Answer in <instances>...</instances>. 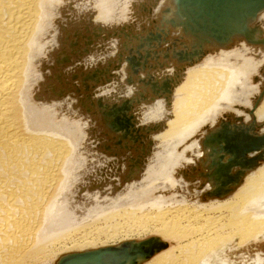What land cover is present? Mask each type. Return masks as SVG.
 Wrapping results in <instances>:
<instances>
[{"label": "bare ground", "instance_id": "bare-ground-1", "mask_svg": "<svg viewBox=\"0 0 264 264\" xmlns=\"http://www.w3.org/2000/svg\"><path fill=\"white\" fill-rule=\"evenodd\" d=\"M85 1L0 0V264L74 262L63 256L120 245L147 233L159 240L130 244L139 255L124 264H235L232 253L225 254L236 240L239 244L264 238V139L255 148L244 144L253 134L264 137V84L250 109L236 107L245 113L235 110L223 114L227 119L220 118L234 103L250 106L248 96L257 87L246 80L250 71L264 63V45L244 35L230 36L222 43L209 35L192 34L184 28L181 7L174 0H133L138 18L107 30L110 20L122 18L129 0ZM92 2L96 14L89 10ZM81 23L96 27L82 36L90 38L87 55L75 54L81 57L70 58L71 66L61 68L71 79L67 84L74 85L77 94L82 90L91 95L114 93L115 83L104 86L111 80L122 92L133 91L127 104L106 108V117H113L106 123L98 97L101 104L110 105L129 94L93 99L85 94V101H92L91 109L86 108L91 117L72 102L76 95L68 92L74 88L43 96L46 83L56 86L57 26ZM256 23L263 33L259 38H264V9L258 12ZM98 26L101 32L96 34ZM156 31L160 39L153 34ZM99 38L113 40L114 55L108 56L101 69H85L104 56L92 53L91 45ZM244 41L261 61L245 56L248 45ZM237 42L241 45L229 50ZM110 48L108 52L102 46L105 53L112 52ZM217 50L218 57L210 54ZM57 63L59 68L66 64L58 59ZM143 63L153 77L168 75L162 85L151 76L139 80L149 84L152 92L136 83L147 73ZM94 70L101 71L98 80L93 79ZM75 80L81 88L71 82ZM184 89L187 95L181 97L178 94ZM136 91L140 96L133 95ZM78 101L84 107L81 97ZM142 104L154 108L150 116L158 122L137 124L134 113ZM96 118L104 136L115 135L112 142L110 138L109 143L100 142L102 135L92 123ZM90 123L100 142L96 161L94 156L91 163L84 157L93 151L92 142L84 144L90 137ZM153 134H158L155 140L161 150L152 147ZM118 135L130 136L122 139L120 150L112 147ZM179 166L183 168L175 179L173 173ZM160 242L166 246L162 248ZM61 250L69 251L57 256ZM146 250L152 253L140 254Z\"/></svg>", "mask_w": 264, "mask_h": 264}, {"label": "rangeland", "instance_id": "rangeland-1", "mask_svg": "<svg viewBox=\"0 0 264 264\" xmlns=\"http://www.w3.org/2000/svg\"><path fill=\"white\" fill-rule=\"evenodd\" d=\"M89 1L90 0H86L85 2L86 3H89ZM73 2L74 3H76V4H78L79 2L81 3L82 2V0H73ZM83 2H84V0H83ZM134 2L135 1H133V0H129V2H128V4L125 6V7H128V9L127 8H125V9H122V13H123V10H124V13H123V15H122V18L120 19V20H117V18L115 19V20H110V23L109 24H111L112 23V25L109 27H107V30L108 29H110L111 27H113V26H118V25H121V24H124V25H126V24H130L131 22H133L134 20H136V17H137V13H136V10H135V7L133 6V4H134ZM130 3V4H129ZM93 2L90 4V12H92L93 14L95 13H97L98 11L97 10H95V9H97V8H95L94 7V5L95 4H93ZM109 4V3H108ZM92 7H93V10H94V12L92 11ZM127 9V10H126ZM133 9V10H132ZM79 10H81V9H78V11ZM126 10V11H125ZM135 10V11H134ZM134 14V15H133ZM75 15V14H74ZM138 18V17H137ZM112 21V22H111ZM118 21V22H117ZM131 21V22H130ZM81 25H83L82 23L80 24V26H75V25H70L69 24V26L70 27H68V24H67V26H66V28H65V25H62V27L60 26V25H58L57 26V28L60 30V34H59V30L57 31V32H55V34H57V44H58V42H59V44L58 45H60V46H58L57 48H59V50H56V53H54L55 55H54V74H53V78H54V80H55V83H56V86L54 87V86H52L50 83H46V85L48 86L47 87V90L46 91H43V96L44 97H46L47 95H50L51 93H55V92H59L58 90H60L61 89V91L64 89V90H66L67 88H74V89H72V90H74V91H70L71 93H69L68 92V94H74V95H76V100L75 99H73V98H71V100H72V102H74L75 104H77V106H79L78 108L82 111V112H84V113H86V114H89V112H86V108H90L91 109V104H90V101L88 102V101H85V97H86V95L85 94H90L91 95V92L90 91H87V92H84L83 93V90L80 92V93H76V91H75V87H74V85H71V84H67V82H66V80L68 81V80H71V79H68V75L69 74H67L68 72H66L64 69H66V68H68V66H71V64H69V62H70V58H71V60L73 61V59L74 60H77V58L78 57H81V56H79V55H75V54H79V53H81V54H84L85 53V55L84 56H86L87 55V50H86V46H87V44H91L90 43V41H89V36L85 39L84 37H82V36H87V34L88 35H90L89 33L92 31L93 32V28L94 27H96V26H92V25H89V26H87V24H84L83 26H81ZM123 25V26H124ZM122 26V27H123ZM64 27V28H63ZM67 27H68V29H67ZM71 27H73V28H71ZM82 27V28H81ZM90 30H89V29ZM100 27L98 26L97 27V31L95 32L96 34L97 33H99V32H101V29H99ZM104 28V27H103ZM66 29H67V31H66ZM106 29V28H105ZM63 30V31H62ZM87 31H89V32H87ZM61 34H63V35H61ZM104 34V33H103ZM62 37V40H60L59 38H61ZM134 39H139V38H134ZM99 41H96L95 42V45L93 44V45H91L94 49H93V52L92 53H96V56H97V54L98 55H102L103 56V54L102 53H104V56H106L105 58H104V56H103V58L101 57V59H98V60H96V61H94V64H92L91 65V67H86L85 69H91V68H94V69H101V68H103L104 66H106V59L108 58V56H113L114 55V53H113V49L115 50V45L112 43L113 42V40L112 39H109V41L108 40H103L102 39V41H104V43L101 41V38H99L98 39ZM61 41H63V43H61ZM77 41H78V43H77ZM82 41V42H81ZM77 43V44H75V45H72L73 43ZM245 42V41H244ZM97 44V45H96ZM101 44H104V45H101ZM238 44V45H237ZM239 45H241V42H237L236 44H233V45H231L230 47H228L229 48V50H233V49H236L237 48V46H239ZM245 45L247 46L248 45V47H250V46H252V45H250V44H247L246 42H245ZM102 46H103V49L105 50V51H108V49L107 48H109V47H111L110 49L112 50V52H110V53H105V52H103L104 50H102ZM82 47V48H81ZM248 47H246V49H247V54L245 55V56H247V58L249 57V58H251V59H253V61H257V60H259V61H261V59H260V56L259 57H257V55H258V53L255 51V50H253V48L252 47H250L251 49H249L248 50ZM64 49V51L67 53V54H61V53H59L60 51H62L61 49ZM131 48H133V47H131ZM131 48H129L128 49V51H130V49ZM228 48H222V50H228ZM109 49V50H110ZM86 50V51H85ZM219 50H217V51H214V52H211L210 54L211 55H214V56H216V57H218L220 54H219V52H218ZM99 52V53H98ZM219 54V55H218ZM63 55V56H62ZM95 55V54H94ZM136 55V54H135ZM127 56H129V53L127 54ZM126 56V57H127ZM57 59L59 60V61H62V62H66V64H64V65H62L60 68H59V65H58V63H57ZM103 59V60H102ZM97 61H99V63L97 62ZM102 61V62H101ZM144 62V61H143ZM68 64V66H66ZM97 64V65H96ZM102 64L104 65V66H102ZM128 64V63H127ZM144 65H145V67H144V70L145 71H147V73H145L142 77H139V78H137V82L136 83H141L143 86H144V88H146V89H149V91H153L152 90V88H151V86L149 85V84H144V83H142V82H140L139 80L140 79H148L149 78V76H151L152 78H154L150 73L148 74V66H147V63H143ZM64 66V67H63ZM129 66V65H128ZM66 67V68H65ZM98 67H101V68H98ZM140 67V68H139ZM138 68H139V70L143 67V66H139ZM156 67V66H155ZM61 68H64V69H61ZM130 68V71L132 72L133 70H131L132 68L131 67H129ZM150 68V67H149ZM154 69V68H153ZM62 70V71H61ZM57 71V72H56ZM152 71V70H151ZM256 71V72H255ZM74 72H76L75 70H74ZM93 72V79L94 80H98V75H97V73H100L101 71H96V70H94V71H92ZM111 72H115L116 73V71H111ZM255 72V73H254ZM115 73H113V74H115ZM133 73V72H132ZM138 73H139V71H138ZM250 74L248 75V73L246 74V75H248L249 77L247 78V82L249 83L250 82V84L251 85H253V86H256L257 87V91H255L254 93H252V94H250V96H248V98L250 99H248L250 102H251V104H250V106H248V105H246L244 102H242V103H240V102H238V103H234L231 107L232 108H228V109H226V110H224L223 111V113H222V115L223 114H229V113H232V114H234V112H235V110H239V111H242V112H244L243 110H240V109H238V108H236L237 106H240V107H243L244 108V110L245 109H250L251 108V106H253V101H254V98L260 93V91H261V89H262V87H263V84H264V63L263 62H260V64H259V66H258V68H257V70L255 69L254 71H253V73H252V71H250L249 72ZM104 74V73H103ZM254 74V75H253ZM67 75V76H66ZM58 76H60L59 77V79L61 80V82H59L58 81V79H57V77ZM101 76V75H100ZM159 76V77H158ZM166 76H168V75H166V74H164L163 76H161L159 73H158V75H157V77H155L154 79L155 80H153V82H157L159 85L161 84L162 85V82H163V80H164V78L166 77ZM96 77V78H95ZM67 78V79H66ZM65 79V80H64ZM111 79V78H110ZM130 79V76H127V78H126V81H127V83H130L131 84V82H129L128 80ZM120 81H123L122 80V77H120ZM149 81V80H148ZM184 81V80H183ZM182 81V82H183ZM71 82H74V84H77V87H80L81 88V85H80V82H79V80H78V82L75 80V81H71ZM108 82H110V83H108V84H106V85H104L105 87H108V85L111 87L112 86V84H114V87H115V89H113L114 90V93L112 92V93H110V94H106V95H94L93 93H92V95H91V97H92V99L93 98H96V97H98V96H110L111 97V95L113 96V94L115 95L116 93H117V95L118 96H120V95H123V94H129V95H127L126 97H129L130 96V94H132L133 93V91L131 90V88H126V90L125 91H123L122 92V89L120 88V86L118 87V88H116V86H118V84L116 83V81H108ZM132 82L134 83L135 82V80H132ZM181 82V83H182ZM63 83H64V85H63ZM181 83H180V85H181ZM58 84V85H57ZM60 84H62V85H60ZM179 85V86H180ZM57 86H59V87H57ZM70 86V87H69ZM65 87V88H64ZM100 86H98V87H95L94 88V90H93V92L95 93V91L97 90V88H99ZM102 88H104V87H102ZM58 89V90H57ZM100 89V88H99ZM107 88H105V90H106ZM116 89H118V90H116ZM54 90V91H53ZM56 90V91H55ZM80 90V89H79ZM109 90H111V89H109ZM136 90V89H135ZM119 91H120V93H119ZM139 91V90H138ZM142 91H144V89L142 90ZM88 92H90V93H88ZM131 92V93H130ZM57 94V93H56ZM66 94V93H65ZM139 95V92H137L136 91V93H134L133 95L134 96H136V95ZM175 94H177V92H175ZM54 95V94H53ZM150 94L149 93H147V96H149ZM178 95H180L181 97L182 96H186L187 95V92H186V90L184 89V90H182ZM140 96V95H139ZM175 96V95H174ZM57 97H62V96H59V95H57ZM79 97H81V99H83L84 100V107H82V106H80V104H79V101H78V98ZM68 98V97H67ZM114 99H115V97H113ZM112 98V99H113ZM101 98L100 97H98V99H97V104L99 105V107H100V109H99V112H100V115H101V117L104 119V121H105V123H106V120L108 119V120H110V121H112L113 120V117L112 116H107L106 117V115H105V112L106 111H108V110H106V108H112V107H114V106H117L118 108H119V106H121V104H127L126 102L127 101H129V100H131V98L129 97V98H125V99H122V100H118V101H113L110 105L109 104H101V102L99 101ZM121 99V98H120ZM264 99V98H263ZM262 99V100H263ZM115 100H117V98L115 99ZM55 102H57L56 100H55ZM172 102V101H171ZM262 102V101H261ZM260 102V103H261ZM91 103H92V101H91ZM89 105V106H88ZM151 105V104H150ZM260 105V104H259ZM258 105V106H259ZM137 106H139V104H136L134 107H137ZM130 107H131V102H130V106L129 107H127V110H126V114L130 117L131 116V113H130ZM133 107V108H134ZM150 107V106H149ZM154 108H150V109H148V105H145V104H142L141 105V107L140 108H138L136 111H135V113H134V115L136 116V114H138V117L136 116V120H137V124H147V123H152V122H158V120H157V118L155 119V118H151V117H153V116H150V115H153V113H151V111L153 110ZM172 109H174V106H173V104L171 103V105H170V110H169V113H170V116H171V118L173 117V114L171 113L172 112ZM133 110V109H132ZM166 110V109H165ZM144 113H145V115H144ZM245 113V112H244ZM226 114V115H227ZM247 114V113H246ZM90 115V114H89ZM221 115V117L222 118H220V119H227L226 117H224V115L222 116ZM80 116V115H79ZM77 117L78 119L80 118L81 119V116L80 117ZM90 117H91V115H90ZM170 118V119H171ZM90 119H92V118H90ZM131 119H132V123H133V117H131ZM219 119V120H220ZM92 120H94V119H92ZM219 122V121H218ZM92 123H93V126H95V128L97 129V131L99 132V136L100 135H102V136H104L103 134H102V130H103V127L97 122V118H96V120H95V123H94V121H92ZM92 123H90V125L88 126V128H87V137H88V133H89V136L90 137H88L84 142H86V143H84V144H90L91 145V142H92V149H93V151L91 150L90 151V148H89V145H88V147H87V149H89L88 151H90V152H88L86 155L84 154V157H87V160H88V162L89 163H91V161L92 162H94V161H96V157L97 156H95L96 155V150L98 149V147H100L98 144L101 142H106V143H109L108 142V139L110 138L111 139V142H112V138H111V136L113 137V136H115L113 133H110L108 130V132L110 133L109 134V136L108 135H105L104 137H99V138H101V141L99 142V138L97 137V135L95 136V134H93V130L95 131V128H93L92 129ZM167 123V122H166ZM247 124V123H246ZM107 125V124H106ZM165 128H166V126H165ZM98 129H100V130H98ZM92 130V131H91ZM106 130V129H105ZM106 131V132H107ZM91 135L93 136V138L91 137ZM158 136V134H153V135H151V138L154 140V142H155V144H152V147L154 146L157 150H161L163 147L161 146V145H159V142H156V137ZM130 137V136H129ZM128 136H126L125 138H123V137H120L119 135L118 136H116L115 138H113V140H114V145L112 146L113 148H116V149H118V150H120V144L121 145H123V143L121 142L122 141V139H126V138H129ZM92 139H94V141L92 140ZM96 139V140H95ZM131 139V138H130ZM89 140V141H88ZM91 140V141H90ZM132 141H134L135 142V140H133V139H131ZM83 142V141H82ZM93 142H94V144H93ZM186 142H184V144H185ZM183 144V145H184ZM101 145V144H100ZM98 146V147H97ZM158 146H159V148H158ZM82 148H84V145H83V147ZM107 148V147H106ZM154 148V149H155ZM108 149V148H107ZM104 150V149H103ZM182 150V146L181 147H179V149L178 150H176L177 152H179V151H181ZM131 151H133V150H131ZM93 152V153H92ZM130 152V151H129ZM158 152V151H157ZM156 152V153H157ZM133 154L135 155L136 154V152H134L133 151ZM90 155H92V156H90ZM95 156V157H94ZM187 156H191V154L190 155H188L187 154ZM88 157H91L90 159L88 158ZM93 157L95 158L94 159V161L92 160L93 159ZM108 160H112V159H108ZM262 163H264V162H262ZM110 164H113V163H110ZM183 167H177L176 169H175V173H173V176H174V178L175 179H178V172L182 169ZM184 169H186V168H184ZM177 174V175H176ZM170 190V189H169ZM168 190V191H169ZM172 190H174V189H171V192H172ZM170 192V193H171ZM109 196V195H108ZM76 200V199H75ZM74 200V201H75ZM91 203V202H90ZM152 236H155V235H153V234H150V233H147V234H145V235H140V236H133V237H131V238H129L128 240H126V241H139V240H143V238L144 239H146V238H149V237H152ZM161 238V237H160ZM168 244H175V241L173 242V241H170V240H165ZM238 242H239V240H236L235 241V243L232 245V247H230V248H228V251H227V253L225 254V256H227L228 254H230V253H232V255H230L231 257V259L232 260H234V262H236L235 264H237V263H242V264H251V263H249V262H251L252 260H251V257H252V259H253V261L252 262H254V263H252V264H264V238H262V239H260V238H256V239H252V240H248V241H244V242H242V243H239L238 244ZM243 250V251H242ZM64 251H69V250H61V251H59V253L57 254V256L59 255V254H61V253H64ZM237 252H239V253H237ZM245 252V253H244ZM235 253V254H234ZM238 254H239V256H238ZM242 254H244V256H246V257H244ZM237 255V256H236ZM243 257H242V256ZM241 257V258H240ZM244 258H246L245 260H244ZM248 259L249 260H251V261H249L248 263H247V261H248ZM243 260V261H242ZM254 260H256V261H254ZM242 261V262H241Z\"/></svg>", "mask_w": 264, "mask_h": 264}, {"label": "water", "instance_id": "water-1", "mask_svg": "<svg viewBox=\"0 0 264 264\" xmlns=\"http://www.w3.org/2000/svg\"><path fill=\"white\" fill-rule=\"evenodd\" d=\"M174 1L181 7L182 17H180V20L183 26H185L184 28H187L192 34H200L197 36L209 35L222 43L228 41V37L230 36L244 35L250 42L264 45V38H259V36L263 34L262 30L256 23L258 12L264 9V0ZM184 30L187 31L186 29ZM153 34H159L156 39H160V32L156 31ZM199 50V53L203 52L201 48ZM263 139V136L253 134L244 144H249L250 149L255 148L256 144L261 143ZM220 142L225 144V138H222ZM151 240L159 239L150 237L143 241H125L120 245L106 246L91 249L86 252L73 253L69 256H63V259L70 257L74 262L69 261L60 264H124V260L126 261L132 258V256L136 254L139 255L136 250L129 248L130 244L144 243ZM160 244L162 248L166 246L165 242H160ZM143 248L142 246V249ZM147 251L148 250L140 252V254L152 253Z\"/></svg>", "mask_w": 264, "mask_h": 264}]
</instances>
